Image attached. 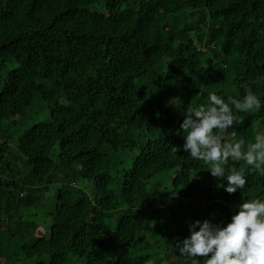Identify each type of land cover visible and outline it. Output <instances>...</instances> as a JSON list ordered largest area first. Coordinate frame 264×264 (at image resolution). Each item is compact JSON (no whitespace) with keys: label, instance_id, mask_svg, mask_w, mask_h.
<instances>
[{"label":"trees","instance_id":"16d2710c","mask_svg":"<svg viewBox=\"0 0 264 264\" xmlns=\"http://www.w3.org/2000/svg\"><path fill=\"white\" fill-rule=\"evenodd\" d=\"M246 89L264 101V0H0V264H191L188 222L226 226L264 171L230 158L229 194L176 132ZM238 115L246 150L264 107Z\"/></svg>","mask_w":264,"mask_h":264},{"label":"clouds","instance_id":"9594fccd","mask_svg":"<svg viewBox=\"0 0 264 264\" xmlns=\"http://www.w3.org/2000/svg\"><path fill=\"white\" fill-rule=\"evenodd\" d=\"M264 107V101L247 90L242 99L227 96L225 99L214 93L208 95V104L184 112L180 125L185 143L183 151L198 161L210 165V173L216 178H226L224 190L233 194L245 189L247 180L239 171L226 174L229 159L242 160L253 169L264 171V129L257 132L254 143L242 150L244 141L228 142L226 133L234 125L243 122L238 113H252ZM172 147V151H176ZM190 235L175 241L179 257L200 264H264V200L253 199L240 203L237 213L226 226L210 220L188 222ZM198 229V230H197ZM146 264H152L147 261Z\"/></svg>","mask_w":264,"mask_h":264},{"label":"rangeland","instance_id":"374dc122","mask_svg":"<svg viewBox=\"0 0 264 264\" xmlns=\"http://www.w3.org/2000/svg\"><path fill=\"white\" fill-rule=\"evenodd\" d=\"M232 143H234V141H232ZM85 184V185H84ZM84 184H80V186L82 187V188H84V189H86L87 191H89V192H93L94 191V189H93V187H92V185H90V184H86V183H84ZM88 187V188H85V187ZM91 190V191H90ZM146 263V262H145Z\"/></svg>","mask_w":264,"mask_h":264}]
</instances>
